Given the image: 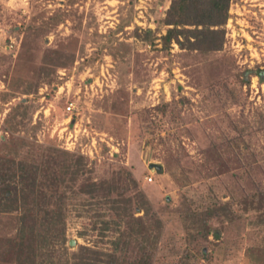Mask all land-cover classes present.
Returning a JSON list of instances; mask_svg holds the SVG:
<instances>
[{
  "label": "rangeland",
  "instance_id": "1",
  "mask_svg": "<svg viewBox=\"0 0 264 264\" xmlns=\"http://www.w3.org/2000/svg\"><path fill=\"white\" fill-rule=\"evenodd\" d=\"M77 3L0 0V144L14 135L38 149L68 150L86 158L97 180L110 174L122 178L128 169L139 191L159 205L167 198L172 211L181 206L187 211L189 200L198 198L239 203L264 186V82L256 76L260 72L264 79V0H234L224 50L211 55L183 51L178 44L168 54L159 41L153 48L135 35L137 28L141 34L150 29L165 35L159 21L171 0ZM131 7L133 20L115 34L118 46H131L129 60L114 62L106 55L99 72L83 68L80 73L84 57L97 51L94 35L116 31ZM56 13H73L82 21L49 32L42 23ZM16 25L24 27L20 40L11 32ZM248 71L256 74H247L251 83L242 85L238 77ZM222 80L235 88L236 97L206 101L208 87ZM164 103L171 108L164 117L167 131L160 133L154 127L161 118L156 107ZM71 104L75 109L69 113ZM243 133L252 139V150L261 152L258 161L242 143L236 150L240 160L235 152L222 156L214 149L223 135ZM239 215V221L225 225L210 264H245L247 257L264 264V226L254 211ZM186 218L198 230V221ZM85 222L68 220L76 248L88 244L78 237ZM169 240L159 244L157 257L170 262L175 250Z\"/></svg>",
  "mask_w": 264,
  "mask_h": 264
},
{
  "label": "trees",
  "instance_id": "2",
  "mask_svg": "<svg viewBox=\"0 0 264 264\" xmlns=\"http://www.w3.org/2000/svg\"><path fill=\"white\" fill-rule=\"evenodd\" d=\"M78 1L71 0V5ZM233 2L171 0L165 17L159 21L167 28L165 35L159 37L157 31L150 29L141 34V28L136 29L135 35L153 48H158L159 41L168 54L174 44L191 53L221 52L226 44ZM130 10L129 17L123 18L116 31L94 35L97 51L84 57L79 72L83 68H97L99 72L106 55H111L114 62L129 60L131 46H118L115 34L133 20V7ZM75 16L65 13L61 17L56 13L47 22L44 20L42 26L51 32L67 21H82V17ZM90 21L94 26L92 18ZM16 28L17 25L11 32L20 40L24 27ZM254 73L248 71L239 75L238 80L242 85H250L251 77L247 74ZM256 76L264 82L260 72ZM224 94L236 97V90L228 80L212 83L203 98L220 103ZM170 108L169 103L156 107L161 118L154 127L160 133L167 131L164 117ZM221 139L214 149L222 156L223 152H235L240 160L242 153L236 150L242 143L258 161L261 152L252 150L248 135H223ZM30 146L25 139L14 135L9 140L1 139L0 264H210L221 247L225 225L241 219L239 210L244 214L256 212L257 223L264 226V186L241 197L239 203L232 198L219 203L201 202L198 198L189 200L187 211L182 206L172 211L168 209L167 198L159 205L146 192L139 191L140 184L128 169L121 170L122 178L110 174L108 179L97 180L87 168L86 158L54 146L39 149L36 144ZM250 171L251 168L245 171L246 175ZM186 216L198 221V230L187 225ZM70 218L87 220L78 237L88 244L71 246ZM164 238L171 239L175 250L170 262L157 257ZM208 245L210 252L205 251ZM246 259L245 264H252L253 259L249 262Z\"/></svg>",
  "mask_w": 264,
  "mask_h": 264
},
{
  "label": "built area",
  "instance_id": "3",
  "mask_svg": "<svg viewBox=\"0 0 264 264\" xmlns=\"http://www.w3.org/2000/svg\"><path fill=\"white\" fill-rule=\"evenodd\" d=\"M68 112H73V110L75 109V106L73 104H71L68 108ZM148 181H153L152 177L147 178Z\"/></svg>",
  "mask_w": 264,
  "mask_h": 264
},
{
  "label": "water",
  "instance_id": "4",
  "mask_svg": "<svg viewBox=\"0 0 264 264\" xmlns=\"http://www.w3.org/2000/svg\"><path fill=\"white\" fill-rule=\"evenodd\" d=\"M70 244H71V246L75 247V246L77 245V242H76L75 239H72V240L70 241Z\"/></svg>",
  "mask_w": 264,
  "mask_h": 264
}]
</instances>
